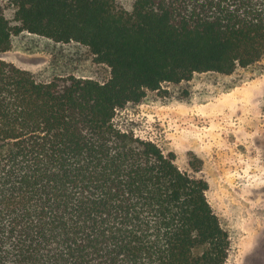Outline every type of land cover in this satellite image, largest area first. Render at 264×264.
Wrapping results in <instances>:
<instances>
[{"label": "trees", "instance_id": "trees-1", "mask_svg": "<svg viewBox=\"0 0 264 264\" xmlns=\"http://www.w3.org/2000/svg\"><path fill=\"white\" fill-rule=\"evenodd\" d=\"M0 54L23 32L77 42L105 82H47L0 58V264H226L209 184L123 131L116 113L163 83L264 58V0H11Z\"/></svg>", "mask_w": 264, "mask_h": 264}, {"label": "rangeland", "instance_id": "rangeland-1", "mask_svg": "<svg viewBox=\"0 0 264 264\" xmlns=\"http://www.w3.org/2000/svg\"><path fill=\"white\" fill-rule=\"evenodd\" d=\"M119 1L132 10L133 0ZM0 4L12 18L11 0ZM0 58L41 82L74 75L105 83L111 77V69L98 63L90 48L29 32L13 35L10 50ZM262 82L264 58L231 75L195 73L189 81L166 82L160 91H148L140 103L118 110L114 119L123 131L155 142L166 155L174 153L183 172L208 182V200L229 234L226 264H264V237L251 255H244L250 230L264 221Z\"/></svg>", "mask_w": 264, "mask_h": 264}, {"label": "bare ground", "instance_id": "bare-ground-1", "mask_svg": "<svg viewBox=\"0 0 264 264\" xmlns=\"http://www.w3.org/2000/svg\"><path fill=\"white\" fill-rule=\"evenodd\" d=\"M259 88H260V90L261 89H263L264 88V82H262L261 84H260V86H259ZM251 185V184H250ZM248 188V187H247ZM247 191H249V189L247 190ZM252 192V191H251ZM250 194V193H249ZM252 194H253V192H252ZM250 197H251V195H250ZM252 205V204H251ZM249 207V206H248ZM249 211V210H248ZM255 211V210H254ZM251 212V211H250ZM252 213V212H251ZM249 219V218H248ZM256 219V218H255ZM251 221H252V218H251ZM259 221V220H258ZM257 221V222H258ZM253 223H254V221H253ZM253 223H252V225H253ZM258 224V223H257ZM263 224H264V221H259V224H258V227L256 228V229H254L253 227H252V229L250 230V231H252V233H251V235H250V237H249V240H247V243H246V249H245V253H244V255L245 256H249V255H251L252 254V252L255 250V248H256V246H257V244H259V243H261L263 240V237H264V229L262 228V226H263ZM247 228V227H246ZM250 228V227H249ZM262 228V229H261ZM249 230V229H248ZM248 234V233H247ZM247 239V238H246ZM260 245V244H259ZM259 247V246H258ZM244 251V250H243Z\"/></svg>", "mask_w": 264, "mask_h": 264}]
</instances>
